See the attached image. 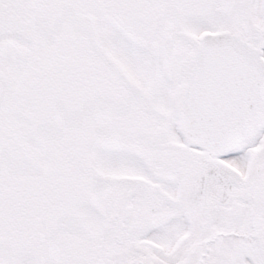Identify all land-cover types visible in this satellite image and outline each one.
Wrapping results in <instances>:
<instances>
[{
  "label": "snow or ice",
  "instance_id": "1",
  "mask_svg": "<svg viewBox=\"0 0 264 264\" xmlns=\"http://www.w3.org/2000/svg\"><path fill=\"white\" fill-rule=\"evenodd\" d=\"M0 264H264V0H0Z\"/></svg>",
  "mask_w": 264,
  "mask_h": 264
}]
</instances>
